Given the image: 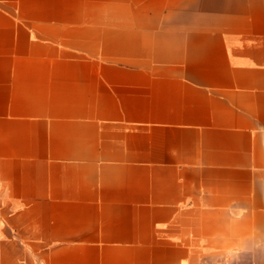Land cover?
I'll return each instance as SVG.
<instances>
[{"label": "crops", "instance_id": "obj_1", "mask_svg": "<svg viewBox=\"0 0 264 264\" xmlns=\"http://www.w3.org/2000/svg\"><path fill=\"white\" fill-rule=\"evenodd\" d=\"M0 264H264V0H0Z\"/></svg>", "mask_w": 264, "mask_h": 264}]
</instances>
